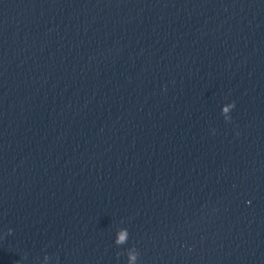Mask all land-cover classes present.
Instances as JSON below:
<instances>
[{
	"label": "clouds",
	"instance_id": "9594fccd",
	"mask_svg": "<svg viewBox=\"0 0 264 264\" xmlns=\"http://www.w3.org/2000/svg\"><path fill=\"white\" fill-rule=\"evenodd\" d=\"M227 109H225V111H226ZM125 239H126V233L125 232H122L120 235H119V237H118V240H117V243H123L124 241H125ZM133 259H134V257H133Z\"/></svg>",
	"mask_w": 264,
	"mask_h": 264
}]
</instances>
